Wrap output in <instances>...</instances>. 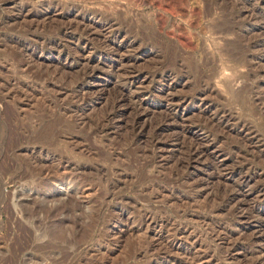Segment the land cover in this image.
Here are the masks:
<instances>
[{"label": "rangeland", "instance_id": "1", "mask_svg": "<svg viewBox=\"0 0 264 264\" xmlns=\"http://www.w3.org/2000/svg\"><path fill=\"white\" fill-rule=\"evenodd\" d=\"M162 1L174 6L176 13L160 10L158 0H0V264H180L181 255L163 260L166 240L159 242L156 236L150 256L147 253L144 259L135 258L138 249L142 251L148 244L141 241L142 231H132L145 208L152 210L156 219H169L178 227L187 224L194 232L203 230V223L189 220L183 211L191 215L206 213L214 207L211 202L206 203L209 207L205 203L202 207L193 203L186 205L188 208L177 207L166 200L164 192L157 198L151 189H145L148 186L158 192L171 179L177 181L179 194L185 193L179 185L182 172L174 171V178L170 177L172 162L163 167L148 165L151 157L142 154L140 148L147 145L149 132L144 130L133 144L125 122L127 113L123 120H112L107 135L99 130L125 68L126 72L137 69L155 73L154 77H140L134 84L153 111V125L165 112L168 95L164 89L168 84L182 99L197 88H205L208 103L214 108H232L237 117L251 123L264 143V76L253 73L264 65L260 60L264 49L249 46L247 51L250 42L264 38V28H256L264 26V5H258V0ZM244 5L254 6L253 19L241 15ZM58 32L96 33L85 49L77 33L61 36ZM101 32H121L122 40L137 41L119 52L121 57H138L134 68L124 66L118 71L121 76L108 73L110 65H118V61L109 58L110 50L101 43ZM178 36L191 43L181 44ZM239 55L244 58V68H248L243 73L244 68L235 69L228 63ZM67 57L75 63L68 66ZM90 57L93 62L88 65L86 58ZM91 66L96 74L89 80L82 72ZM55 68H61L60 72ZM163 71L173 73V79H161ZM233 75L239 76L237 82ZM78 83L86 88L73 94L68 88ZM65 89L71 94L64 93ZM199 103L183 102L184 110L177 112L182 123L197 121ZM82 106L85 111L76 115V107ZM231 134L223 133L217 143L233 147L216 159L223 160L219 172L224 177L215 171L211 199L226 183H232L228 174L238 164H248L261 174L254 182H264V146L259 151L245 150L241 138ZM209 158L194 163L191 171L201 178L209 176L215 170L210 168ZM260 204L264 207V201ZM230 218L224 211L215 222L229 227L233 223ZM252 222L249 219L243 224L252 226ZM254 230L247 228L239 243L264 249V241L254 245L264 231ZM203 235L202 247L214 252L210 250L216 262L224 261V240ZM225 261L246 264L248 259L234 254Z\"/></svg>", "mask_w": 264, "mask_h": 264}, {"label": "bare ground", "instance_id": "2", "mask_svg": "<svg viewBox=\"0 0 264 264\" xmlns=\"http://www.w3.org/2000/svg\"><path fill=\"white\" fill-rule=\"evenodd\" d=\"M258 1H259V4L256 2L258 5H260V4L264 5V0H258ZM156 5L163 12L171 13V14H174V12L176 13L174 6H172L171 4H167L162 0H158V3ZM242 5H243V3H242ZM253 7H254L253 5L241 6L240 7V12L242 13L241 15L245 14V16H249V17H251V19H253L252 17L255 15V13H253L254 12ZM194 9H195V7H194ZM50 14L52 16H56V15H54L55 13H50ZM50 14L48 13L47 16H49ZM237 15H239V14H237ZM52 16H51V18H52ZM160 19H159V21H160ZM243 19H244V17H243ZM90 22L92 23L91 20H90ZM256 28L261 29V28H264V26L258 25ZM68 33H75V34L77 33V35L79 37V41L84 42L83 48L86 49L85 45L88 44V41L91 39V36L93 37L96 32H58L57 34L62 36V35H67ZM101 34L103 36L102 37L103 40L101 43H104L105 46L107 47L106 49L110 50V51H108V52H110L109 58L112 61H114L116 59L118 61V65L117 64L115 65L114 63H112L110 65L111 72H108V73L120 74V73H118V71H120V69L123 70L127 66H130V68H134L135 67L134 66L135 61H137L138 57H135L132 55L121 57L119 55L120 54L119 52H121V49L123 46H127V45L133 46L137 41L133 40V41L129 42L126 38L124 40H122V37H121L122 33L121 32H101ZM82 35L84 37H82ZM125 36H128V35H125ZM166 36H167V34H166ZM120 37H121V39L119 40ZM179 38H180L181 44H183V45H189L191 43V42L189 43V41L185 37L184 38L179 37ZM254 41L255 42H253V43L250 42L248 44L247 51H248L249 46L255 47V49L262 51L264 49V38H261L257 41L254 40ZM47 42L48 41H46V43ZM44 43H45V41H44ZM44 43H42V44H44ZM52 43L57 44L54 40L52 41ZM48 46H50V45H48ZM83 48H82V51H83ZM247 51L245 52L246 54H247ZM170 52H172V51H170ZM81 54L84 55L83 52ZM175 54H177V52ZM117 55H119V56L116 58ZM228 56H231V55H228ZM243 56H245V55H243ZM80 57H81V55H80ZM231 57H233V56H231ZM233 58L231 59L232 62L231 61L228 62V63H232L231 64L232 68L242 69L246 66L243 57L240 56L239 58H237V57H235V59H233ZM172 59H173V57H172ZM177 59H178V57L176 58V60ZM65 60H66L65 63L68 64V66L75 63V61H73V59H68V57L65 58ZM228 60H230V59L228 58ZM260 60H264V57H262V59H260ZM91 62H93V59H91V57L86 58V63L88 65ZM228 66H230V65H228ZM231 67H228V68H230V70H231L232 69ZM61 68H55V69L57 70V72H60ZM125 69L123 70V73H122L123 74L122 75L123 80L115 88L117 90L116 96L114 97V99H113L110 107L108 108V110H106L102 116V120H101L99 130L105 131V134L107 135L108 134L107 131L110 129V126H112L111 125L112 120L113 121H115L116 119L123 120L125 113H127L129 115V117H128V120H126L125 122H126V126L128 125L127 127L129 128V131L132 135L131 139H132L133 144L134 143L137 144V142L141 139V136L143 135L142 133L144 130L149 132L147 135L150 134L147 145L146 146L143 145L144 148L143 147L140 148L142 154H144V155L148 154V156L151 157V159L148 157L150 160L148 165L153 166V163H155L156 165L163 167L166 164L172 162L171 168L173 170H171L169 173L170 177H172V179L174 178V175H175L174 171L182 172L181 178H180L181 183L179 185H181V187H184L185 193H184V195L179 194V192L177 191L178 185H175L177 181L174 180V181H176L175 183L173 181L171 182L170 178H169L170 182H169L168 186L162 187V189H161V187H159V189L156 187L158 189V192H157V190L153 191V188L148 187V186L145 189H148V190L151 189L152 191L150 190L151 192L150 191L149 192L152 194V196H153V194H155L156 195L155 197H157V198H158V196L160 197L164 192L166 200L171 201L174 205L177 204V207L179 205L180 206L185 205V207H187L186 205H190L191 203L196 204V205L201 204L199 207H202L203 203L206 204V203H210V202L214 205V207L211 210H209L211 207L208 209V212L198 213L197 215H191L190 211H187V210L183 211L184 213L187 214L189 220H193V221L196 220L201 224L203 223L204 227H203V230H201V232H194L195 230L190 231V229H189L190 226H188L187 224L184 225V223H183V225H181V226L179 225V227H178V225L176 226V223L175 224L173 223L174 221L171 222L169 219H163V218L156 219L152 215L153 214L151 212L152 210L148 211V209H146V208L143 209L144 211L141 212V214L139 216L137 226L133 227V228L131 227V228H132V231H134L135 233L142 231V232H140L141 234L138 233V234H140V236L142 235L140 237L142 239L141 241H143V242L147 241L148 244L145 245L147 247L144 246L145 247L144 250L140 251L138 249L137 254L135 255V258L143 256V259H144V255H146L149 252V250L151 248H153V238H154V236H156L159 242L166 240L165 243L162 242L163 243L162 248H163V252H164V255L162 258L164 261H167L168 259L170 261V258H172V256L176 255V257L182 256V258H181L182 260L179 261L180 264H186L188 262L190 264H192L193 262H195V263L196 262L197 263L198 262H203V263L205 262L204 264H227V263H225L226 262L225 260H227V258H231V257L233 258L234 254H241L243 257H246V260L248 259L247 263L245 262L246 264H264V259H262L263 258L262 255H264V254H261L262 251H264L263 247L259 246V248H258V246H257V248H256V247L251 245L252 247L247 248V247H243L244 244L241 245L239 243V239H241L240 236L245 234V231L247 230V228L248 229L253 228V230L254 229H260L261 230L262 229L264 231V207L260 204L264 201V182L263 181H260V182L255 181L254 182V178L256 176H261V174H257L253 170V168L248 166V164L242 163L240 165L239 164L235 165V167L231 168L232 170L228 174L229 175L228 179L232 178V183H226L224 185L223 189L219 190L217 192L218 195L215 197V199H211V197H210L211 195L213 196V190L210 191V183H211V179L214 178V176H215V173H216L215 171L217 170L216 174L220 175V177L223 176L221 174V172H219L221 165L223 164V160L222 159L216 160V159H218V157H220L226 149H230V148L232 149V147H233V146H229V145L226 147H222L219 144L217 145V143L220 142V139H222L221 135L223 133H228V134L234 133L235 135L239 136L238 138H241V140L244 142V144H242V145L245 148V150L259 151L260 150L259 148H262L261 150H263L264 143L258 137V133L256 132V130H254V128L250 125L251 123L249 121H247L246 119H243L244 117L242 119L239 118V116L237 117L235 112H233L231 110L232 108L231 109H229V108L226 109L225 107L224 108H221V107L214 108L212 103H208V101L206 100L207 94L205 95L206 97L204 96L207 89L204 88V89L200 90L199 88H197V90L195 89L196 92L192 91V92H194L192 95L189 92L190 95L188 97H183V99H182V97L176 96L172 93V91H171L172 87L169 86V84L164 89L165 92L167 91L166 93L168 95V97L165 98L166 99L165 112L162 114L160 119L153 125V119L150 118L151 115H152L151 117H153V111L149 110V108L147 107V105L144 102V97L141 98V95H143V94H141V92L138 91V89H135L136 87L134 88V84L140 77H148V76L154 77L155 73H153L152 71L149 72V71H142V70L140 72L137 69H136V71L131 69V70H128L126 72ZM176 69H178V68H176ZM235 69H233V70H235ZM245 69H248V68H244L243 70H241L240 73H243V71H247ZM251 70H253V69H251ZM61 72H62V70H61ZM82 73L86 77H89V80H91V77L93 76V74H96L94 72V69L92 68V66H91V69H90V67H86ZM240 73H238L237 75H242ZM253 73L255 76H259V77L264 76V65L262 67L257 68L256 70L254 69ZM172 74L170 71H163L159 75V77H161V79L164 78V80H165L168 78H172V76H174ZM231 75H232V73H231ZM237 75H235V76L233 75L234 76L233 79L236 80L237 79L236 77H239ZM119 76H121V74ZM156 76H158L157 72H156ZM200 76H202V75H200ZM117 78H119V77H117ZM161 79H160V81H161ZM193 79H194V76H193ZM193 79L191 81H193ZM201 80H203V78ZM232 82L233 81H231V83ZM236 82H237V80H236ZM85 88L86 87L83 84L81 85L78 83L75 87H73V88L69 87L68 89H70V91H72V93H73L76 91L78 92L79 89L82 90ZM200 88H201V86H200ZM258 90L260 91V89H258ZM67 91L68 90L65 89L64 93L69 94L70 92L68 93ZM165 96H166V94H165ZM262 96H263V94H262ZM187 100H189V101H187ZM197 100L200 102L198 104V107L200 108L199 111L201 110L200 114H199V118L197 119V121L195 123H193V124L191 123V125H189V124L187 125L186 123H182L183 118L179 117L177 115V112L181 108H183L182 107L183 102H187V103L193 102L194 103ZM85 109H86L85 106L76 107L75 114L79 115V112H84ZM183 110H184V108H183ZM164 153H169V154L167 155ZM209 157H212V159L209 163V165L211 166L210 168L215 169L214 171H211V173H208L209 176L201 178L197 172L191 171L192 165L194 163L196 164L200 160L207 159ZM158 159H160V160H158ZM209 160H210V158H209ZM171 172H172V174H171ZM178 172H177V174H180ZM216 200L219 202L216 203ZM150 201L151 200L149 198V200H147V202H150ZM181 202H183V203H181ZM208 205H210V204H206V207ZM203 207H205V206H203ZM224 211L228 212L229 216H231V218H233V223L231 222L232 224L229 227L225 226V225L223 226L222 225L223 223L215 222L216 217L221 216L222 212H224ZM249 219H252V221H253L252 226H250V224H247V223H246V225H244L243 222H245L246 220H249ZM179 223H182V222H179ZM131 228H127V229L130 231ZM155 228H158V229H156V232L154 233L153 231L155 230ZM203 234L210 235L211 237L213 236L214 239L224 240V244H225L223 246L224 250H225V255H224V259H223L224 261L221 260V263L216 262L214 260V258H217V257L214 256L215 255V254H213L214 252L210 249L213 252L212 253L209 250V248H203L202 247L203 243H202L201 235L204 236ZM210 236H208V237H210ZM139 241H140V239H139ZM261 241H264V236L260 237V238H256L254 240V245H257ZM252 242H253V240H252ZM149 256H150V254H149ZM71 260H73V259H71ZM243 261H245V260H243Z\"/></svg>", "mask_w": 264, "mask_h": 264}]
</instances>
